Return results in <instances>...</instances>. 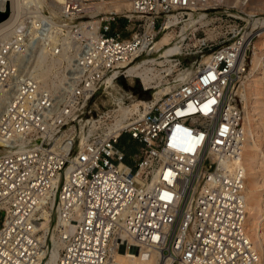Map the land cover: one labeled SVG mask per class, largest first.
I'll list each match as a JSON object with an SVG mask.
<instances>
[{"label":"built area","instance_id":"1","mask_svg":"<svg viewBox=\"0 0 264 264\" xmlns=\"http://www.w3.org/2000/svg\"><path fill=\"white\" fill-rule=\"evenodd\" d=\"M127 1L122 16L141 27L131 38L112 32L119 13L86 17L84 0H64L57 25L31 6L23 28L0 37V264H44L45 212L64 241L56 264H108L131 247L159 250L171 264H264L245 227V173L237 163L241 86L263 19L255 26L225 14L233 22L225 33L197 39L210 60L123 117L119 103L94 107L113 87L106 79L128 76L156 51L167 21L182 23L199 2ZM44 43L49 51L39 59Z\"/></svg>","mask_w":264,"mask_h":264},{"label":"bare ground","instance_id":"2","mask_svg":"<svg viewBox=\"0 0 264 264\" xmlns=\"http://www.w3.org/2000/svg\"><path fill=\"white\" fill-rule=\"evenodd\" d=\"M198 1L200 0H195V2ZM16 2L17 4L15 5H17V8L15 7V9L17 10L13 12L14 14L10 16V21L13 20L11 21L12 23L14 21H17V18L19 17L21 12V1L18 0ZM63 2L64 0L50 1V4L53 7L51 11V20L56 25L58 24L57 20H60L61 18V13L63 11ZM107 7L112 13H118L131 9V5L127 0H114ZM97 8L99 11H101L100 9H103V6H99ZM93 10L94 8L92 9V11ZM0 12L7 14L6 10L0 9ZM205 15L206 14L204 13H200L199 16H196L195 14L191 13L189 19L184 21L181 31L175 37L172 36V32L175 30V28L168 29V31H166L159 37V39L155 43L154 49L158 53H160V56L164 58L163 60H157V58H145L131 65L127 69L126 73L128 76L131 77V80L132 77H137L144 85V88L158 89L154 93L155 101H158L165 94L173 91L174 88H176L182 81H184L188 77L193 76L196 73V70L191 71L189 69H185L184 71H180L172 82H162L164 78L163 72L168 73L172 71L173 65L171 57L174 55H178L182 52V49L185 46L184 43L186 38L191 32H194L197 29L196 25L198 22L203 23ZM54 18L58 19L56 20ZM5 21L6 20L2 22L0 20V29L4 28V26L8 22L9 23L7 25H10V21ZM90 23H93L96 28L99 26L98 19L90 21ZM86 24H88V22H83L81 25L85 26ZM167 24L171 28V26L177 25L178 21L176 20V18H171L167 21ZM13 31L15 30L13 29ZM170 36L174 38V41H170ZM259 36L261 38L258 42L264 43V28L259 33ZM261 44L253 45L251 67L247 72L241 86L242 97L244 99L243 128L245 135L242 145V151L239 157L237 158V163L238 165L243 167L245 173L244 194L247 209L245 227L255 249L264 255V48L260 49ZM39 50V59H41V55L44 52L49 51L48 44L44 43L40 46ZM209 60L210 56L209 54H206L201 64L207 63ZM157 65H160L162 68H158ZM262 70L263 75L260 76L259 74ZM106 82L112 85H114L115 83L113 81V77H108L106 79ZM115 103L120 104V109L122 110L123 117L129 114L132 110V106L122 105L121 100H117L115 101ZM137 104L138 103L136 102L133 104V106L137 107ZM3 151L4 148L1 147L0 143V153H2ZM43 216L45 219L42 223L41 228L44 229V236H46L49 230L48 228L51 217L48 212H45ZM63 246L64 241L61 239V235H53L52 246L47 252L48 255H46V258H48L44 264H56ZM45 254L46 252H44V255ZM108 264H171V262L167 257H164L162 255V252L159 250H152L150 253L141 250L139 253V250L137 248L131 247L130 249H120L116 251L113 254L112 258L109 260Z\"/></svg>","mask_w":264,"mask_h":264},{"label":"rangeland","instance_id":"3","mask_svg":"<svg viewBox=\"0 0 264 264\" xmlns=\"http://www.w3.org/2000/svg\"><path fill=\"white\" fill-rule=\"evenodd\" d=\"M18 0H0V9L1 10H6L7 12V17L2 18L1 20V15H0V20L4 22V20L10 21L11 15L14 14L17 9L15 7L17 5ZM21 4V12L19 17L17 18V23L14 21L13 23L10 21V25L4 26V28L0 29V37L2 40L9 38L16 30L20 29L23 27L22 24V17L25 15V10H27L29 7L37 6L41 11H45L48 15L51 16V11L53 9L52 5L50 4L51 0H20ZM114 0H84L86 4V9L88 10L87 16H92L95 17L96 14L98 13H111V11L108 9V5L111 4ZM201 1V3H200ZM195 6L194 11H188L189 14L185 16L184 20L182 23H179L175 26H172L169 29L175 28V30L172 32V36H176L180 31L181 28L184 24V21L188 20L190 17V14L193 13L196 16H199L200 13H204L205 19L203 20V23L199 22L197 23L196 27H201L200 30L197 32V37L194 38L192 37L191 34L186 38L185 43H184V48L182 49V52L176 56H172V71L171 72H163L164 78H163V83L166 82H172L174 78L177 76V74L180 71H184L185 69H189L191 71H195L197 67L202 63V60L206 54H209L210 49L206 48L204 49V53L202 54L200 50L202 49L200 46V41H198V38L202 37H208L211 36V31L213 32H223L225 33L229 28L230 24L233 23L230 21V17L225 16V14H233L236 16L241 17L242 19L249 20L251 25H256L258 23V17L263 19L264 21V0H200ZM38 2V3H37ZM40 4V5H37ZM200 5V6H199ZM103 6V9H100L101 11L98 10L97 7ZM94 10L92 11V9ZM17 8V7H16ZM97 9V10H96ZM94 12V13H92ZM120 15V19H126L122 15L125 13H129L128 10L118 12ZM224 14V16H222ZM44 16V14L42 13ZM221 16L224 18L223 20L221 19ZM9 19V20H7ZM58 19V18H54ZM59 20V19H58ZM87 20V18L83 19V21ZM90 20V19H89ZM93 21V20H92ZM134 23H130L127 25V21L122 23L121 21L114 26L113 33H120L122 38H131L136 32H138L141 27L138 25L139 21L134 20ZM58 22V21H57ZM89 22V21H87ZM84 22V23H87ZM255 22V24H254ZM53 24H55L53 22ZM59 24V22H58ZM203 24V25H202ZM7 26V27H6ZM11 26V27H10ZM10 29H9V28ZM19 27V28H16ZM263 28H264V22H263ZM262 28V29H263ZM13 29L15 31H13ZM215 29V30H214ZM259 33L261 32V30ZM6 30V31H4ZM4 31V32H3ZM13 31V32H12ZM168 31V30H167ZM192 31V29H191ZM10 32V33H9ZM12 32V33H11ZM166 32V31H165ZM164 32V33H165ZM163 33V34H164ZM176 33V34H175ZM4 34V35H3ZM174 34V35H173ZM2 35V36H1ZM8 35V36H7ZM4 36V38H3ZM7 36V37H6ZM170 36V41H174V38ZM172 38V39H171ZM260 36L254 41V44H261L260 49L264 48V43L261 42L259 43L258 41L260 40ZM53 42H55V38L52 37ZM1 40V41H2ZM188 47H187V46ZM252 52H253V47H251L249 54H248V63H249V68L248 71L251 67V62H252ZM145 58H157V60H163L164 58L160 56V53L157 51L152 52L150 55L144 57ZM143 60V59H142ZM44 66L48 67L49 69L53 66L51 63V60H45L44 61ZM169 66V65H167ZM158 68H162L160 65H157ZM260 76L263 75V70L259 74ZM171 80V81H170ZM158 89H146L144 88V85L141 83L139 78L137 77H131L130 76H121L117 81H115L114 85L112 88L107 89L106 91H103L100 93V95L95 99L94 101V107L97 109V111H102L106 110L108 108H111L115 106V101H120L125 102V106H131L132 104L138 102V101H145V100H150L155 98V92ZM113 93V94H112ZM115 93V94H114ZM115 97V98H114ZM112 98V99H111ZM120 99V100H119ZM123 99V100H122ZM115 100V101H114ZM244 123V122H243ZM107 129L104 128V132H106ZM126 140L127 136H123V138L120 141V146L126 148ZM134 150H130V153H133ZM3 215L4 213L0 212V225L3 221ZM264 228V225H263ZM48 239H47V246L48 250L52 246V236H57L59 233H57V222L56 220H53L49 224L48 228ZM264 230V229H263ZM48 252V251H47ZM46 252L45 254V260L44 263L46 262L47 258L46 255H48Z\"/></svg>","mask_w":264,"mask_h":264},{"label":"water","instance_id":"4","mask_svg":"<svg viewBox=\"0 0 264 264\" xmlns=\"http://www.w3.org/2000/svg\"><path fill=\"white\" fill-rule=\"evenodd\" d=\"M0 15H1V20H2V18L4 19L8 16L6 13H2V12H0Z\"/></svg>","mask_w":264,"mask_h":264},{"label":"trees","instance_id":"5","mask_svg":"<svg viewBox=\"0 0 264 264\" xmlns=\"http://www.w3.org/2000/svg\"><path fill=\"white\" fill-rule=\"evenodd\" d=\"M120 21H121L122 23L126 22V20H125V19H120Z\"/></svg>","mask_w":264,"mask_h":264}]
</instances>
